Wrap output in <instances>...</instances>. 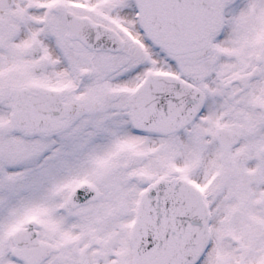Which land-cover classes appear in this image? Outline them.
I'll list each match as a JSON object with an SVG mask.
<instances>
[{"label":"snow or ice","instance_id":"6c2138e0","mask_svg":"<svg viewBox=\"0 0 264 264\" xmlns=\"http://www.w3.org/2000/svg\"><path fill=\"white\" fill-rule=\"evenodd\" d=\"M0 264H264V0H0Z\"/></svg>","mask_w":264,"mask_h":264}]
</instances>
